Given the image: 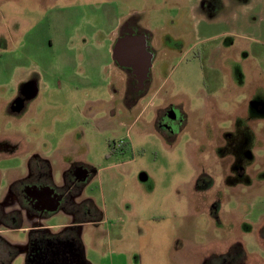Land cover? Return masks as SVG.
I'll use <instances>...</instances> for the list:
<instances>
[{
    "label": "rangeland",
    "instance_id": "1",
    "mask_svg": "<svg viewBox=\"0 0 264 264\" xmlns=\"http://www.w3.org/2000/svg\"><path fill=\"white\" fill-rule=\"evenodd\" d=\"M130 18L152 47L133 102L110 61ZM163 107L186 116L175 137L155 125ZM0 148V202L34 154L56 185L65 168L92 172L89 264H200L235 246L264 264V0H0Z\"/></svg>",
    "mask_w": 264,
    "mask_h": 264
},
{
    "label": "flooded vegetation",
    "instance_id": "2",
    "mask_svg": "<svg viewBox=\"0 0 264 264\" xmlns=\"http://www.w3.org/2000/svg\"><path fill=\"white\" fill-rule=\"evenodd\" d=\"M137 29V23L134 21V18L125 20L117 28L115 40H113L110 47V61L113 66L116 70L119 69L121 72L126 71L129 75L130 91H127L126 97L127 95H131L127 97L128 99L131 97V102L141 97L144 94V90L142 89L137 93L134 92L136 83L130 75V71L117 66L112 61V49L115 42L126 35H143L146 41L145 34L137 33ZM147 42V51L152 56V49L149 48ZM115 82L117 81L114 80ZM32 93V85L25 84L22 88V99L19 101L15 100L17 107L9 110V114H14L11 112H14L16 108H18L16 112H23L27 107V98ZM128 99L126 100L128 101ZM171 110L169 107L156 110L154 121L155 125L163 130V133L166 132L175 137L177 132H180L185 126L186 116L181 111L173 110L174 112H171ZM123 146L118 149H122ZM0 150L4 151L5 148H0ZM91 175L92 172H87L85 166L74 165L69 169L65 168L63 170L62 180L60 184L56 185L49 179L46 161L39 158L36 154L30 156L27 163L26 176L13 180L8 186L7 192L9 196L7 200L0 202V230H9L12 225L15 226V229H18V226L27 223L26 221H29L30 225H36L35 230L29 233L27 243L15 248L18 254L24 253L25 263L46 264L51 261L53 253L56 250L64 252L66 257H69L67 252L73 250V254L79 256L78 260L76 258L73 259V264H87L83 261L82 229L86 226L94 225L100 217V211L91 202L87 201V199H81V193L85 192ZM48 195L54 197L57 201L55 211L48 212L45 210V208L49 207L46 202ZM54 212H59L65 217L71 216V223L64 225L61 229L52 233L45 228V222L46 218ZM5 245L6 242L0 235V254H5L3 252ZM235 247L228 249L223 254H216L214 251H211V254L200 264H244L247 255L239 246ZM235 250H238L236 255Z\"/></svg>",
    "mask_w": 264,
    "mask_h": 264
},
{
    "label": "water",
    "instance_id": "3",
    "mask_svg": "<svg viewBox=\"0 0 264 264\" xmlns=\"http://www.w3.org/2000/svg\"><path fill=\"white\" fill-rule=\"evenodd\" d=\"M151 54L148 53L146 48V41L143 35H126L119 38L112 49V61L117 66L130 71V75L135 81L136 85L134 92H139L143 89L144 82L151 68ZM49 207L45 208L46 211L52 212L57 208V201L54 197L49 196L46 199ZM73 250H69L66 257L62 251H55L51 261L46 264H73V259H79L77 254H73Z\"/></svg>",
    "mask_w": 264,
    "mask_h": 264
},
{
    "label": "crops",
    "instance_id": "4",
    "mask_svg": "<svg viewBox=\"0 0 264 264\" xmlns=\"http://www.w3.org/2000/svg\"><path fill=\"white\" fill-rule=\"evenodd\" d=\"M137 27L139 28H142L141 27V24L140 23H138L137 22ZM142 30H143V28H142ZM145 33H147L146 31H145ZM147 44H148V46H149V48H152L151 47V45H150V43H148L147 42ZM152 67V66H151ZM150 70H151V68H150ZM87 199V201H89V202H91L92 203V205H94V203H93V201H92V199H91V197H88V196H86V195H84L83 193H81V199ZM76 201V200H75ZM95 206V205H94ZM96 207V206H95ZM98 209V208H97ZM48 220V219H47ZM46 220V222H45V228L47 229V230H49L50 232H52V233H55L56 231H58L59 229H61L64 225H67V224H70L71 223V216H67V221L65 222V223H61V224H52V223H47L48 221ZM101 219H100V217L97 219V222H99ZM35 223V222H34ZM35 228H36V225H34V224H31V225H27V224H23V225H19L18 226V229H15V226H11L10 228H9V230H23V231H26V232H28V235H29V233L32 231V230H35ZM0 235H1V230H0ZM5 242H6V244H8V246L9 247H12L13 249H15L16 247H18V245H16V244H12V243H10L9 241H7V240H5V239H3ZM82 245H83V242H82ZM3 252L5 253V254H0V264H1V262L2 263H6V261L8 260V251L6 250V248H4L3 249ZM16 255H18V253L16 254ZM15 255V256H16ZM83 261H85V259H84V257H83ZM86 262V261H85ZM87 264H89L88 262H86Z\"/></svg>",
    "mask_w": 264,
    "mask_h": 264
},
{
    "label": "trees",
    "instance_id": "5",
    "mask_svg": "<svg viewBox=\"0 0 264 264\" xmlns=\"http://www.w3.org/2000/svg\"><path fill=\"white\" fill-rule=\"evenodd\" d=\"M126 145H127V144H126ZM126 145H125V146H126ZM4 248H6V250L8 251L7 254L9 255V256H8L9 258H8V260L6 261L5 264H9L10 261L13 259V257H15V255L17 254V252H16V250L13 249L12 247H9L8 244H6ZM1 264H4V263L1 262ZM25 264H29V263L26 262Z\"/></svg>",
    "mask_w": 264,
    "mask_h": 264
},
{
    "label": "built area",
    "instance_id": "6",
    "mask_svg": "<svg viewBox=\"0 0 264 264\" xmlns=\"http://www.w3.org/2000/svg\"><path fill=\"white\" fill-rule=\"evenodd\" d=\"M125 144H127V143L124 142V141H119L117 144H113L112 148H114V149L120 148V147H122Z\"/></svg>",
    "mask_w": 264,
    "mask_h": 264
}]
</instances>
